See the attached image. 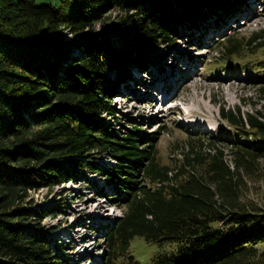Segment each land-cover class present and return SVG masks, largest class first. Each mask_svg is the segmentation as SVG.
<instances>
[{
  "label": "trees",
  "instance_id": "obj_1",
  "mask_svg": "<svg viewBox=\"0 0 264 264\" xmlns=\"http://www.w3.org/2000/svg\"><path fill=\"white\" fill-rule=\"evenodd\" d=\"M245 1L0 0V264L70 263L41 226L58 210L23 204L31 192L86 173L105 177L111 194L101 196L122 209L104 235L105 264H142L131 252L137 237L155 247L146 264H264V210L244 198L264 163V119L222 110L236 142L188 138L174 167L160 165V132L136 123L120 130L104 119L118 122L113 96L136 78L133 67L140 76L166 60L148 58L153 50L172 47L181 28L192 33L212 18L217 26ZM111 9L117 32L140 43L94 36ZM257 41L264 49V31L248 44ZM220 45L224 59H239L238 41ZM100 158L115 165L101 169Z\"/></svg>",
  "mask_w": 264,
  "mask_h": 264
},
{
  "label": "rangeland",
  "instance_id": "obj_2",
  "mask_svg": "<svg viewBox=\"0 0 264 264\" xmlns=\"http://www.w3.org/2000/svg\"><path fill=\"white\" fill-rule=\"evenodd\" d=\"M246 1L241 10L226 15L217 26L210 21L212 18L208 23L199 24L198 30L192 33L181 28L182 39L176 40L169 49L159 47L148 56L161 54L167 56L166 62L143 66L145 70L140 76L133 67L136 78L133 81L125 78L127 85L118 84L122 88L120 96L115 94L112 100L118 122L111 117H105V121L120 130L136 123L144 131L160 132L162 136L157 143L160 165L174 167L183 155L181 148L188 138H215L220 144L226 140L236 142L227 137L232 130L222 118V110L264 119V78L256 74L263 67L256 71L249 69L252 63L264 62V49L258 46V41L248 44L253 35L264 31V0ZM117 15L118 11H107L103 21L94 28V36H107L117 46L123 40L140 43L133 34L122 37L117 32ZM87 33L83 32L86 37ZM71 36L69 32L65 34L66 39ZM228 39L242 45L239 59H224L223 53H219L220 44ZM73 54H78V50L74 49ZM114 77L109 73L108 79ZM226 159L230 162V156L226 155ZM96 162L101 169L115 165L106 158ZM85 177L78 175L75 181L53 189L31 192L23 207L58 210L54 217L48 214L41 226L52 230V244L63 246L61 255L69 264H105L104 235L107 226L122 216V209L101 196L111 194L108 190L111 184L106 183L105 177L93 173H86ZM246 184L245 200L264 210V163L259 164V172ZM260 250H264V245ZM154 251L155 247L141 238L131 242V252L142 264L149 261Z\"/></svg>",
  "mask_w": 264,
  "mask_h": 264
}]
</instances>
